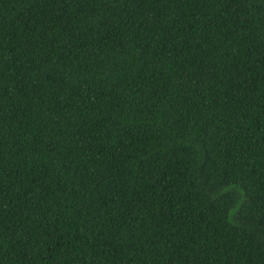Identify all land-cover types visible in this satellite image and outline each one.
Returning a JSON list of instances; mask_svg holds the SVG:
<instances>
[{"label":"trees","instance_id":"trees-1","mask_svg":"<svg viewBox=\"0 0 264 264\" xmlns=\"http://www.w3.org/2000/svg\"><path fill=\"white\" fill-rule=\"evenodd\" d=\"M0 264H264V0H0Z\"/></svg>","mask_w":264,"mask_h":264}]
</instances>
